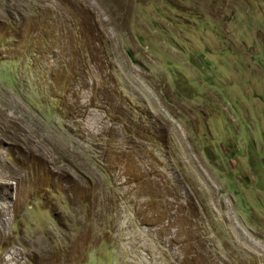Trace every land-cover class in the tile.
Returning <instances> with one entry per match:
<instances>
[{
	"label": "rangeland",
	"instance_id": "obj_1",
	"mask_svg": "<svg viewBox=\"0 0 264 264\" xmlns=\"http://www.w3.org/2000/svg\"><path fill=\"white\" fill-rule=\"evenodd\" d=\"M0 264H264V0H0Z\"/></svg>",
	"mask_w": 264,
	"mask_h": 264
}]
</instances>
